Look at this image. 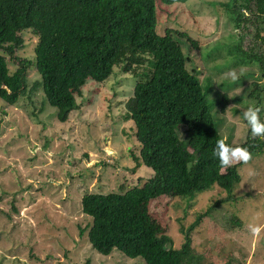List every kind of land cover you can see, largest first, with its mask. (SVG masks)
Masks as SVG:
<instances>
[{"label":"rangeland","instance_id":"obj_1","mask_svg":"<svg viewBox=\"0 0 264 264\" xmlns=\"http://www.w3.org/2000/svg\"><path fill=\"white\" fill-rule=\"evenodd\" d=\"M224 1L162 5L167 12L159 10L157 30L177 29L198 42V50L184 48L200 79L213 78L210 98L242 96L239 102L232 97L225 113L216 106L213 114L223 136L236 144L247 132L239 111L264 106V99L260 106L247 98L253 82L264 85V70L238 66L231 46L247 40L222 10ZM23 38L24 48L15 55L33 59L36 40L29 32ZM229 69L238 73L236 82L223 78ZM39 81L33 66L18 103L0 101V264H145L117 250L98 253L88 237L92 220L82 212L85 194L125 192L153 175L140 159L136 127L124 106L135 79L115 70L103 84L88 81L66 122L58 121ZM238 172L241 180L231 192L213 186L193 199L170 192L139 211L159 223L176 248L188 234L193 251L203 257L200 264H264V155ZM250 224L259 231L252 234Z\"/></svg>","mask_w":264,"mask_h":264},{"label":"trees","instance_id":"obj_2","mask_svg":"<svg viewBox=\"0 0 264 264\" xmlns=\"http://www.w3.org/2000/svg\"><path fill=\"white\" fill-rule=\"evenodd\" d=\"M188 1L0 0V101L18 103L34 66L41 77L37 86L58 110V121L66 122L88 81L103 84L115 70L136 81L124 106L136 127L140 159L153 175L125 192L83 196L82 212L92 220L89 241L101 255L117 250L145 264H200L203 257L193 251L188 234L176 248L139 208L170 192L189 199L213 186L231 192L245 163L221 167L212 153L218 139L247 147V162L264 155V140L250 137L248 129L236 144L221 133L215 107L225 113L231 100L243 98L226 93L210 98L213 78L200 79L184 48L198 50V42L177 29L158 33L159 10L167 12L162 5ZM221 7L246 36L245 45L240 39L231 46L238 66L258 64L264 70V0H226ZM25 32L36 40L33 59L15 55L24 48ZM251 86L247 98L261 106L264 85ZM258 116L264 120L263 105Z\"/></svg>","mask_w":264,"mask_h":264},{"label":"clouds","instance_id":"obj_3","mask_svg":"<svg viewBox=\"0 0 264 264\" xmlns=\"http://www.w3.org/2000/svg\"><path fill=\"white\" fill-rule=\"evenodd\" d=\"M224 79L230 82H236L239 79L238 73L229 69L222 74ZM237 94L242 93L241 86L235 89ZM260 109L258 107L248 106L239 111V116L248 129V135L252 138H259L264 140V120H261L258 116ZM213 155L217 158V161L221 167L230 166L235 161L246 163L251 154L247 147L235 146L226 143L224 139H218L212 150ZM249 231L255 234L259 231V228L255 225H249Z\"/></svg>","mask_w":264,"mask_h":264}]
</instances>
